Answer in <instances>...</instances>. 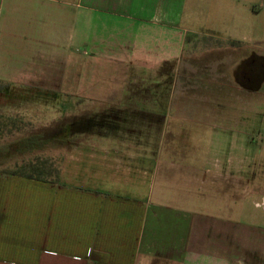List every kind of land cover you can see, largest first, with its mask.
Listing matches in <instances>:
<instances>
[{
	"label": "rangeland",
	"instance_id": "374dc122",
	"mask_svg": "<svg viewBox=\"0 0 264 264\" xmlns=\"http://www.w3.org/2000/svg\"><path fill=\"white\" fill-rule=\"evenodd\" d=\"M195 1L182 42L229 37L239 0ZM47 42L24 72L0 73V174L181 207L186 194L198 212L264 226V46L162 61L112 40L55 54Z\"/></svg>",
	"mask_w": 264,
	"mask_h": 264
},
{
	"label": "crops",
	"instance_id": "0c3cea01",
	"mask_svg": "<svg viewBox=\"0 0 264 264\" xmlns=\"http://www.w3.org/2000/svg\"><path fill=\"white\" fill-rule=\"evenodd\" d=\"M191 2L0 0V73L24 72L46 41L55 42L43 47L55 54L72 39L86 53L112 40L162 61L264 46V33H250L254 23L264 29V0L233 5L229 37L201 33L213 41L184 44L186 28H177ZM87 188L0 174V264H264V226L241 223V214L198 212V201L186 194L177 198L185 199L181 207Z\"/></svg>",
	"mask_w": 264,
	"mask_h": 264
},
{
	"label": "trees",
	"instance_id": "16d2710c",
	"mask_svg": "<svg viewBox=\"0 0 264 264\" xmlns=\"http://www.w3.org/2000/svg\"><path fill=\"white\" fill-rule=\"evenodd\" d=\"M13 175H15L14 173H12ZM18 176L27 178V179H32V180H37V181H42L38 176H33V175H27L24 172H22L21 170L19 171V173H17Z\"/></svg>",
	"mask_w": 264,
	"mask_h": 264
}]
</instances>
